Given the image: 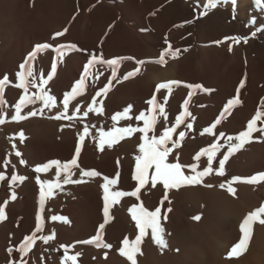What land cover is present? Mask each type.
<instances>
[{"label":"rangeland","instance_id":"rangeland-1","mask_svg":"<svg viewBox=\"0 0 264 264\" xmlns=\"http://www.w3.org/2000/svg\"><path fill=\"white\" fill-rule=\"evenodd\" d=\"M36 1H45V0H36ZM148 1L150 0H138L136 4H133L130 7L127 6L126 0H113V4L118 7H121L124 4L126 5V8L129 9V15L127 16H129L128 18L131 19V21H133L132 22L133 24L131 25L134 30L133 32L137 34L136 35L137 37L140 36V38L144 39V42L147 45H151L150 43H153V40L155 39H162L163 42L161 46L164 45L163 50L168 48L169 43L172 46L171 47L172 51H175L176 49L180 50L175 57L171 55V52H172L171 50H169L168 55H171L176 60H180L185 57V59H187L188 61L189 65L187 66L186 70H183V71H180V69L178 70V73H181V76H183V77H180L181 79L179 78L180 79L179 81L182 82V85L179 84V86H181V89H183V92H181L179 95L181 99L178 102H176L177 103L176 104L175 102L173 103L172 96L168 98V103L165 105L166 115H167V111H169L171 107L173 108L174 115H176L179 112L177 108H179V106L183 104V101L185 99H189L190 102H189L188 107L190 109L188 108V110L189 111L192 110L193 113H191V117H185L186 118L185 122L190 123L192 121V117H194L196 113H198V117H197L198 119L196 121L198 122L200 118L202 117V115L204 114L203 108L211 104V107L214 113H213V116L209 118V121L207 119L205 120L203 129L205 127H210L211 124L214 123L212 120H214V118L216 117L219 118L220 112H222V106L225 105L229 99L236 97V89L239 86L241 79L246 78L247 80L245 82V87L241 89L240 91L242 103L234 107L239 110L235 111L236 109H234L233 111L234 114L229 113L227 114V116H224L222 121H224L225 123L220 127V129H214V131L216 132L213 131V133H210V134L203 133V129H202V133L205 134L204 135L205 138L206 136L208 137L207 141H209V142L206 141V147H208V145H210L211 143H217V142L221 143L223 148H221L217 152V156H218V159L222 158L221 153H226L227 148H228V144L225 142L227 140V137L233 136L234 138V136L239 133L238 131H242V129L245 130L247 126V122L255 115V112L257 111L256 109L259 108L260 111L264 112V104L261 103L262 99H264V67L260 69H258L257 67L258 66L257 63L260 62L262 55H264V30L257 32L255 37L251 36V33L253 31H256L257 28L264 29V12H261V8L260 6L256 5L255 0H237V3L235 5V12L233 11L234 6L231 3V0H227V2H224V0H220V2H218L217 4V7L215 8L207 7L208 0H151L154 2V6L151 8H148L145 6V4ZM64 2L70 4L71 6L70 13L72 12V14H74L76 12L75 6L77 5V0H64ZM3 5L0 8V17L2 16V14L4 15L5 10L3 9L7 7V4L4 6V8H3ZM103 5H104V0H96L95 7L97 9H101ZM90 9L91 8H84L83 11L86 14L88 13V11H90ZM31 13L34 14L35 16L38 15L36 12V8L34 6H30L29 14ZM201 13H206V15H201ZM161 14L168 17L166 26L164 27L158 26L156 22V19ZM121 18L122 19L125 18L124 15H122V13L119 14V18L111 17L110 18L111 20L114 19L113 22L109 19L107 22L99 24L98 34H99L100 40H102L109 34V29L112 26L115 27L117 25L115 23H117ZM189 20H191L192 23H185V21H189ZM253 20L255 21V23H253ZM18 21H20V19H18ZM225 37H248V41L247 43H245L243 42V40H241L239 43H236L233 40H224ZM217 40L222 41V43L221 44L214 43ZM230 46L232 49L231 51H229ZM117 49H119V51L134 50V46H131V43H127V44L125 43L123 45L122 44L118 45ZM185 49L187 50L185 51ZM159 52H161V50H159ZM27 55L20 58L21 60L19 59V61L16 62L17 63L16 67L26 60L25 57L27 58ZM116 55L117 54L110 55L107 58L112 59V57L114 58L117 57ZM201 63H202V66H201ZM98 68H99V72L96 74L97 76H94L91 80L92 82L90 83L92 86L91 88L99 91L100 88L108 84L109 81H111L112 86L110 85L109 91L107 92L106 95H102L100 96V98L96 97L95 104H93V102L91 103L93 108L102 107L103 108L102 112L98 113V112L92 111L83 120L75 121L79 123L80 129L82 131L85 126L89 127V129L94 128L99 133L101 129H103L104 131H108L112 129L113 127L127 126L128 121L123 120V119L118 120V121H113L111 117L115 115L117 112H122L125 107H127L128 105H132V104L134 106V111L133 113H129L130 116L138 115L140 111H144L146 114L148 113L147 115L151 114L150 110L152 108V105L148 104V100L150 99L149 97L147 96L144 97L143 94H139V96L136 95L137 97L136 96H133L130 98L128 97L129 99L120 98V95H119L120 91L118 89L119 82H117V80L119 81L123 80L121 68L118 71V76L116 79H113V78L109 79V77H107L106 81L102 79L101 74H103L104 71L107 72L108 74L112 70L109 69L107 64L104 65V63L102 62H100V64L98 65ZM12 69H14L12 70V72L10 70H7V71L3 70L0 75L3 77V75L5 74L8 75L9 73L8 76L10 77L9 81H11V83L8 86H10L11 84H16V80L12 75L13 72L16 70V68H12ZM4 72H7V73H4ZM40 73H42V75ZM35 77H36V84L40 86V93H42V91L43 92L48 91L47 94H50L53 97H55L56 95H59L60 93L62 95L63 92H59L60 90L58 91L56 87H52L54 86L52 84L53 83L52 80L55 79L54 76L51 79V81L48 80V83L49 82L50 83L49 84L47 83L46 85L41 83L42 80L47 79V76L43 74L42 71H40L39 74L35 75ZM100 77H101V80H100ZM13 79L15 82L12 81ZM197 82L202 84L205 88L213 89L214 91H211L210 92L211 94L210 93L207 94V93L202 92L201 90H198V89L192 90L186 87V84L188 83L198 84ZM134 84L135 82L133 83V85ZM133 85L132 87H130L131 89L134 87ZM189 92H194V95H192L190 98L188 96ZM215 92H217V95ZM153 93H155L154 90H153ZM201 97L202 98L205 97V98L202 99ZM19 98H17V102H19ZM159 98H161L160 101L163 103L164 96L160 95ZM85 100H86V96L84 97V95H82L78 99H74L73 101L71 100L69 102V111H68L69 114L67 113V115L72 117V114L76 111L78 106L81 105ZM78 101H79V104H78ZM101 101H102V104L100 103ZM207 102L210 104H207ZM39 105H27V107L23 108L24 110L22 109V114L26 115L28 111L38 109L37 110L38 114L35 116L28 117V119H33L34 117H37L38 115L41 114V112L39 111L40 109H43V111L46 109L44 108L42 103L40 106ZM202 106L204 107L202 108ZM106 108L109 109V118L107 119V121L105 120L106 117L104 116V113H103L104 109ZM1 111H0V114L3 113L2 115L6 116L5 123L10 122L11 121L10 117L14 114V105L12 106L9 105L7 107V110H1ZM164 119L162 123L161 118L157 116L158 132L162 131L163 129ZM20 122L21 121H18L17 123L14 121L10 122L11 124L13 123V125H16L15 128L16 127L17 128L15 129L14 126H12L11 129H9L10 131L7 130L6 137H10L11 131L13 132L14 129H15L14 132L15 131L17 132V130L19 132L18 123ZM131 123L133 127H136V126L143 127L142 121L133 119ZM185 124L184 125L182 124V126L179 127V131L181 130L185 131V133L187 134ZM235 125H237L238 127L237 126L235 127ZM257 125L264 126V117H261V120H258ZM223 130L224 131L226 130V131L224 132ZM222 131L225 134L223 137L219 135V133ZM25 132H26L25 134L27 135L30 134L28 129H25ZM211 134H212V137H211ZM213 136H215V139H213ZM253 136L258 137V139H253L251 142L246 143V145H244V147L246 148L243 147L241 148L242 150L241 149H239L240 151L237 150L236 152L237 154L234 152L235 154H232V155L235 157L231 155L230 159L225 164V175L220 176V175H216L215 173H213L212 175L207 176L208 178L204 177L203 183L198 184V185L183 186V189H185V191L184 190L182 192L180 191L179 194L177 193L176 195L173 196L174 199L178 200L176 202L175 200L172 202L173 206H171V208L172 210L174 209L173 210L174 212L171 211L172 213L168 215L169 216L168 222L163 219L161 220V223L163 227L165 228L166 235L164 236V238L167 240L169 246L161 250L160 247L156 245L153 242V240L150 238L151 230L149 229L148 235H146L143 238V242L141 244V250L143 254L142 255L137 254V257H136L137 259H139L138 261L140 264L141 263L142 264H192V263H195V264H223V263L224 264H230V263L231 264H249L250 263L251 264L253 256L255 257L256 253H258L257 251H259L263 247V243H261L260 242L261 240L257 238L258 237L257 236L258 235L257 224H259V220H256L253 222V228H251V238L252 239L250 238V241L247 245L246 250L243 251L241 254L242 256L239 255L237 258L236 257L226 258L225 253H227L229 249H231L230 247H232V244L234 245L236 241H238V239L241 237V233L239 231V225H240V222H242V220L240 221L239 219H237L233 213L229 212L231 210V209L229 210V208L234 207V208L240 209L243 207L246 210V213H249V210L251 212L255 210L256 208L260 207L262 204H264V196H263L264 195V192H263L264 191V184H263L264 181L263 183L258 182L257 186H256V183H253L255 185H252V183H247V182H241V181L235 182L233 184V187L237 188L235 196H233L227 191L226 182L231 181L232 177L234 176L251 177V176H257V174L264 172V162H263L264 161V135H261L259 132H256V133H253ZM134 137L135 135H133L132 137L125 136L122 139H118V141L116 143H113L111 146H109L106 142L104 150L98 151L96 158H97V161L99 162V166H101L100 167L101 169L100 168H99L100 170L98 169L99 172L101 173V175L98 176L100 194H103V189H102V184L104 183V180L102 179L103 175L108 176L109 178L110 177L115 178V176L112 175L110 168L108 167L109 166L108 163L106 162L107 160H109L108 159L110 158L109 156L113 154H116L118 156L121 155L123 162H126L129 165H131L132 169L135 171V160L133 159V157L130 156V153L124 151L125 150L124 147L129 144L134 148L138 147V144L140 142L134 141ZM108 139H109L108 137H105L106 141ZM222 142L225 143L224 146L226 147L223 146ZM86 149L88 150L87 145L84 146V150ZM21 153H22V156L20 159H24V161H26V163L24 164H26L25 165L26 167L28 166L27 170L28 171L30 170L29 172L31 173L29 174L31 177L30 176L28 177L34 178V179L36 178L35 180L37 181V177L41 178V175L43 172L38 173L35 171L36 166H39V165L38 164L36 165V161L32 157V154H30L31 152L22 151ZM196 153L197 152H194L191 156L195 158ZM255 154H258V155L256 156ZM252 156H253V159H252ZM40 161L42 162V163L40 162L41 163L40 165H44L47 162L51 161V158L49 157L48 159L47 157L46 160H40ZM202 162L200 163L203 165ZM183 163H192V161L183 160ZM213 163L214 165L218 167L216 160ZM250 164H253L255 167L259 166L260 170H259V167L258 168L256 167L254 171H251L249 173H246V172L243 173L244 171L243 169L246 170L250 166ZM203 166H206V165H203ZM126 179H127V172L121 171L120 177L118 180L119 186L118 185L114 186L115 189L116 190L122 189L121 191L126 190V192L133 191L135 189L137 182L133 181L132 185L130 186V189H126L124 188L126 185ZM221 183H225L224 189H221L219 187ZM208 184L213 185V187H207L206 185ZM242 184L244 185L243 186L244 188L242 187ZM188 186H190L191 188ZM158 187L159 185H157L156 188H151L150 183L146 184L145 187L141 189V192L139 194V199L135 197H122L121 198L122 200L119 199L118 203L111 204L113 214L110 216V223L105 228L104 239L106 242L111 243L113 247L108 250L106 248H99V255H100L99 260L102 261V264H105V263L123 264L124 262L127 261L126 257L124 258V256H122L118 251V249L122 246L121 242L127 234H128L127 236L130 241H132L135 238L134 236H136V233L139 234V232L137 231L138 228L136 230V227L134 226L135 221L131 219V213L129 212V208L133 204L138 203L137 205L142 204L144 207L148 208L149 211L154 210L155 207L159 205V201L157 200V198L155 199V195L157 194L156 189ZM187 187H188V190L186 191ZM251 187L255 188L256 191H261L262 192L261 197L263 198L261 197L257 198V203L255 205L256 208H254L255 206H253L252 208L246 209L245 206L243 205L244 204L243 199L241 198L242 194L240 192L241 191L243 192V189L251 190L252 189ZM189 188L191 189V191L189 190ZM97 207H98L97 208V211H98L97 228H98L99 223H101L99 221L102 218L103 206L98 203ZM197 214H201V219L199 221H196V220L193 221L192 217ZM231 215L234 217H232ZM261 218H264V217H261ZM164 223H166L167 226L168 225L169 226L166 228V224L164 226ZM65 225L68 226V227L65 226V228L67 229L70 228V229L67 230L68 232H66V234H64L65 236L61 235V237L63 238H61L58 235V233H56V231H52L53 233L49 236H53L54 234V238L49 239L48 242H45L43 240L42 244H46V245L47 244H58V245H65V246L74 245V247H70L68 248V250L70 249L74 251V248H75L76 252H82L81 244L76 243L77 241H83V239L80 238L81 235L79 234L76 235V233L72 231V228L69 227L70 226L69 224L66 223ZM169 227L171 228L169 229ZM70 230L71 232H69ZM77 237L79 239H77ZM8 244H10V242ZM5 248L6 247H4L3 250H5ZM250 248H251V251H250ZM177 249H179V251H177ZM100 250H103V251H100ZM48 251L50 252V249H48ZM49 252H46V253H49ZM105 253H107L106 256H105ZM206 253L208 254L207 256L205 255ZM45 256L46 255L44 254L43 255L44 260L47 259V256L46 258ZM245 256L246 258H244ZM247 257L249 258L251 257V258L249 259ZM117 258H118V261H117ZM123 259H125L126 261ZM107 260L108 261L110 260L111 262L109 261L108 263ZM246 260L247 261L250 260V261L247 262ZM126 263L130 264V261H127Z\"/></svg>","mask_w":264,"mask_h":264},{"label":"bare ground","instance_id":"bare-ground-1","mask_svg":"<svg viewBox=\"0 0 264 264\" xmlns=\"http://www.w3.org/2000/svg\"><path fill=\"white\" fill-rule=\"evenodd\" d=\"M35 1L36 0H1L0 1V8L2 7L3 4H4L3 8L7 4V7L3 9L5 10L4 15L2 14V16L0 17V36H1L0 38V75L3 70L5 71L10 70L12 72V70H14L12 68H16V70L12 74L16 80V84H11L8 87L6 86L5 92H4V97L6 95L5 97L6 104L4 105L2 110H7V107L9 105L11 106L15 105L17 102V98L24 95L23 89H19L16 87V85L19 83V80L16 77V73L20 70L19 66L16 67V64H17L16 62L19 61L20 58L29 54L34 49L35 45L37 44L51 43L53 44L54 47L52 49H46L43 52L38 53L36 59L34 61H30V63L33 65V71L35 75L39 74L40 71H42L43 74L46 75V73L50 69V64L55 61L58 67H57L56 73L53 74L55 79L52 80L53 81L52 84L54 85L52 87H56L58 91L60 90L59 92H63V93L62 95L61 93L60 94L58 93L59 95H56L54 97L55 100L51 108H46L40 115H38L37 117H34L33 119L27 118L26 120H22L20 123H18L19 131L23 130L24 133H26L25 129H28L30 133L29 135L25 134V138L23 140H21L18 135H14V134H17L18 130L17 132L16 131L14 132V130L17 127L15 128L16 125H13V123L11 124L10 120H9L10 122H7L5 124H0V172H4L6 175V180L0 181V205H2L5 200H8V204L5 206L6 218L0 221V264H9L10 261L16 262V264H19L21 259L26 261L27 264H71L70 261L63 260V257L65 255V248H62L61 245H58V244H47V245L42 244L43 243L42 241H43V237L51 235L53 233L52 231H56V233H58L60 237L61 235L66 234V232H68L67 230L70 229V228L69 229L65 228V226H67L65 225L66 223L70 225L69 227L72 228V231L76 233V235L78 234L81 235L80 238L83 239V241L88 240L93 235H95V232L97 229V224H98L97 205L99 203L100 205L103 206V203H104L103 194L99 193L100 186L98 183V176L81 177L80 172L88 171V170H96L99 172V170L101 169L100 168L101 166H99V162L97 161V158H96V155L99 151V145H98L99 144V132H97L94 128L89 129V134L86 135L85 140L81 143V141L79 140V136L83 134V131L80 129L79 123L75 121L83 120L84 118H86L83 115V112L88 110L89 105H91L92 103V97L95 96V93L97 92V90L91 88L92 86L90 83H92L91 82L92 78L94 76H97L96 74L99 72L98 65L100 64V62H97L95 67L90 68L88 77L85 81L84 89H81L79 94L72 99L73 101L74 99L80 98L82 95H84V97L86 96V100L81 105L78 106L79 111L76 110L72 114L71 120L66 119V118H62V119L55 118L60 112H63V96L67 94L68 92H70L71 88L75 86V82L81 76L84 75L83 65L87 63L88 59H91L90 53L96 54L97 56L102 54L104 60H109V58L107 57L110 55H115V54H117L116 56L134 58V59H125L116 66L117 68L116 78L118 76V71L120 70V68L122 69L121 72H122L123 77L127 75V73L129 72H133V70L136 68L140 69L138 73H135L133 76H131L127 80L123 79L122 81L120 80L121 82L119 81L118 89L120 91L119 95L121 99H126L128 97L130 98L136 95L139 96V94H143L144 97L147 96L151 98V96L155 94L157 95L158 102L160 103H162L160 101L161 98H159L160 95L164 97L168 96V98L172 96L173 103L178 102L181 99L179 95L181 92H183V89H181V86L172 85L170 91L165 89V90H160L159 92H157L156 85H158L161 82H167V81H172V80L179 81L181 79L180 77H183V76H181V73H178V70L179 69L180 71L186 70L189 64H188L187 59H185V57L183 59L176 60L171 55H168L169 53H167L164 57L166 63L160 64V63L155 62L160 57V54L163 51L164 45L161 46L163 40L155 39L153 40V43H150L151 45H147L144 42V39L140 38V36L137 37L136 36L137 34L133 32L134 30L131 26L133 24L132 23L133 21H131V19L128 18L129 16H127L129 15V9L126 8L125 4L122 5L121 7H118L113 4V0H104L103 7L101 9H97L95 7L96 0H77V5L75 6L76 12L72 14V12L70 13V8H71L70 4L65 3L64 0H45V1H36V2ZM126 1H127L128 7L138 2V0H126ZM150 1H148L145 4V6L148 8H151L154 6V2L153 1L150 2ZM30 6H34L36 8V12L38 14L37 16H35L32 13L29 14ZM84 8H91V9L90 11L87 10L88 13L85 14L83 11ZM121 13L122 15H124L125 18L124 19L121 18L117 23H115L117 25L116 26L114 25L115 27L112 26L109 29V34L105 38L100 40L99 34H98L99 24L107 22L111 17L119 18V14ZM167 18L168 17L161 14L156 19L158 26H161V27L166 26ZM18 19H20V21H18ZM113 20L111 21L113 22ZM65 28H67L68 31L62 37H57L55 40L52 39V36L55 32L62 31ZM125 43L126 44L131 43V46H134V50L119 51L120 48L117 49L118 45H121V44L123 45ZM60 44H65V45L75 44L77 46V49H84L85 51L65 49V52H66L65 56L63 58H60V57H57L55 54V46L60 45ZM159 50H161V52H159ZM27 58H28V55H27ZM27 58L25 57V59ZM140 61H144V63L140 64L139 63ZM257 64H258L257 66L258 69L264 67V55H262L260 62ZM201 66H202V63H201ZM4 73H7V72H4ZM40 74L42 75V73ZM101 75H102V79H104L105 81L107 77H109V79L113 78L112 71L108 74L107 72L104 71L103 74ZM100 80H101V77H100ZM12 81L15 82L14 79ZM134 82L135 84L133 85ZM188 84H191V83H188ZM132 85L134 87L131 89L130 87H132ZM153 90L155 91V93H153ZM32 93L39 94L40 86L35 84L30 89L29 94L31 95ZM204 93L209 94L210 92H204ZM215 93L217 95V92ZM239 99L241 100V95H239ZM39 104L41 105V102L37 101L36 104H31V105H39ZM78 104H79V101H78ZM207 104H210V103L207 102ZM236 106L237 105H235L234 107ZM203 107L204 106H202V108ZM234 107L229 112L230 114H234L233 111L234 109H236ZM223 109H224V105L222 106V111ZM177 110H179V112L176 115H174L172 107L169 109V111H167L166 119H164L163 128L171 127L174 125V122H175L174 116H178L180 115L181 112L184 111L183 104H181L179 108H177ZM237 110L239 109H236L235 111ZM190 112L193 113L192 110ZM203 112L204 114L202 115V117L200 118L198 122H196L198 119L197 118L198 113L195 114L197 116L194 115V117H192V121L190 123L193 125V127L191 129L186 128L187 134L185 135V138L183 140H180V137L178 136L179 128L177 129V133L173 134V138L179 143V146H180V156H181L182 163H183V160L195 162V159L191 155L194 152H197L196 153L197 155L202 148H207L206 141L208 137L206 136L205 138L204 136L205 134H203L204 132L202 133V129H203L205 120L207 119L209 121V118L213 116L214 112L212 110L211 104L203 108ZM103 113H104V116L106 117L105 120L107 121V119L109 118V109L107 108L104 109ZM229 113H226L225 116H227V114ZM216 119L217 117L214 118V120L212 121L215 122ZM222 120H221V124L217 125L216 129H220V127L225 123ZM162 123H163V120H162ZM237 125H235V127ZM12 126H14L15 129L13 130L12 128L13 132L11 131L10 137H6L7 130L11 129ZM134 135H135L134 141L141 142L138 139L139 135L138 134H134ZM237 135L238 134H236L234 138ZM211 137H212V134H211ZM233 141H235V139ZM235 142L238 143V141H235ZM78 143H81V147H82L81 154L78 158V163L80 167L79 169H74V175L71 177V179L73 180L81 179L82 182L79 184H73V183L63 184L62 179H60L59 183L61 186L58 188L53 187L51 192L47 191V185H45V191H46L45 204H44V208L41 209L40 204H39V193L41 190V185L35 180L36 178L34 179V178L28 177L30 176L29 174H31L29 172L30 170L29 171L27 170L28 166L26 167L25 166L26 164L24 163L22 164L19 162L21 160L20 159L21 157H17L15 155V151L18 149L20 152L22 151L31 152L30 154H32V157L36 161V165L38 164L39 166H43V165H40L42 163L40 160H46L47 157L48 159L50 157L51 160L52 158L53 160L54 159L59 160L62 163L70 160L74 155L75 146ZM13 144L16 145L15 149L12 147ZM224 144L225 143H223V146ZM85 145H87L88 150L87 149L84 150ZM124 148H125L124 151L130 153V156L133 157V159L135 160V155L139 154L138 147L134 148L129 144V145H126ZM255 155L257 156L258 154H255ZM109 157H110L108 158L109 160H107L106 162L109 165L108 167L110 168L112 175L115 176L117 172L120 173L121 171H126L127 179H126V185L124 188L130 189V186L133 183L131 176L134 172V170L132 169V166L126 162H123L121 155L118 156L116 154H113ZM5 159L10 161L7 167H5L4 165ZM217 159H218V156H217ZM252 159H253V156H252ZM205 160H206V157L201 158V162ZM117 161H119V164L117 163ZM256 167L253 164H250V166L246 170L243 169L244 170L243 173L245 172L249 173L251 171H254ZM259 170H260V167H259ZM13 173L17 175H23L27 177V179L23 182L17 181L13 187H9L12 183L10 180V176ZM61 175L63 176V173ZM40 179L41 181L51 180L53 184H55L57 182V177L55 176V166H53L49 170V172H43ZM261 182L263 183V181ZM252 185H255V184L252 183ZM243 186L244 185L242 184V187ZM256 186H257V183H256ZM188 187L186 191L188 190ZM190 188L189 190L191 191ZM156 190H157V194L155 195V199L157 198V200L159 201L158 206L161 207L162 215L164 214V212L166 211L168 207L173 206L172 202L174 200L175 202L178 201L174 199L173 196L176 195L177 193L179 194L180 191L181 192L183 190L185 191V189H183V186L176 190H170L169 198L171 200V204L169 205L167 201H165L164 204L161 205L160 201L163 195L161 186L159 185V187ZM11 191H15L17 194V198L14 201L10 199ZM240 193L242 194L241 198L243 199V203H244L243 205L245 206L246 209L252 208L253 206H255L257 203V198L261 197L262 195V192L256 191L255 188H252L251 190L243 189V192L241 191ZM254 208H256V206ZM229 210H230L229 212L233 213L235 217L239 219L240 221L247 214L246 210L243 207L240 209L231 207L229 208ZM38 213L41 216V219L39 221V223L41 224V229L39 231L36 230V225H37L36 216ZM109 213H110V216L113 214L111 204L109 207ZM171 213L172 212L168 213L167 215ZM53 215L66 217L67 220L70 222H64L61 220L53 221L51 220V217ZM102 220H103V211H102V218L99 222H102ZM166 221L168 222V219ZM166 223H164V226ZM134 226H135V222H134ZM168 226L166 224V228ZM170 228L171 227H169V229ZM252 228H253V224H252ZM257 230H258V235L256 234L258 236L257 238L261 240L260 242L263 243V247L259 251H257L258 253H256L255 257L253 256V259H252L253 263L251 262V264H264V225H261L260 223L257 224ZM137 231L139 232V229ZM69 232H71V230ZM33 234H35L36 239L33 241L32 246L30 247L28 253L24 256H21L18 252L19 245L24 243L25 236H29ZM78 237L77 239H79ZM9 242L10 244H8ZM4 247H6L5 250H3ZM81 247H82V252L80 253H82V255L78 257L77 264H102V261L99 260V256H100L99 248L95 247V245L93 244H81ZM10 248L13 249L11 253L8 251ZM48 249H50V252L48 251ZM100 251H103V250H100ZM250 251H251V248H250ZM46 252H49V253H46ZM75 253H76L75 248H74V251L70 249L68 250L69 255H74ZM44 254L47 256V259L45 260L43 258ZM205 255L207 256L208 254L206 253ZM244 258H246V256ZM138 260L139 259H137V263L140 264ZM109 261L107 260L108 263ZM117 261H118V258H117ZM126 262H124L123 264H127ZM192 264H195V263H192Z\"/></svg>","mask_w":264,"mask_h":264},{"label":"snow or ice","instance_id":"snow-or-ice-1","mask_svg":"<svg viewBox=\"0 0 264 264\" xmlns=\"http://www.w3.org/2000/svg\"><path fill=\"white\" fill-rule=\"evenodd\" d=\"M218 2L220 0H208L207 7L215 8L217 7ZM227 2V0H224ZM233 4V11L235 12V5L237 0H231ZM257 6H260L261 12H264V0H255ZM201 15H206V13H201ZM235 18V17H233ZM185 23H192L191 20L185 21ZM253 23L255 21L253 20ZM111 27V26H110ZM264 29L257 28L256 31L251 33L252 37H255L257 32L262 31ZM68 31L67 28L62 31L55 32L52 36V39L55 40L57 37H62ZM224 40H233L236 43H239L241 40L247 43L248 37H225ZM214 43L221 44L222 41L217 40ZM54 46L51 43H43L35 45L34 49L28 54V58L19 65V71L16 73V77L19 80V83L16 85L17 88L23 89L24 95L20 96L19 102L14 105V114L10 117L11 121L18 122L27 119L28 117L35 116L38 114L37 110H30L26 113V115L22 114V109L27 105L36 104L37 101H40L44 108H51L53 106L55 98L47 94V91L42 93H32L29 94L30 89L36 84V77L33 71V65L30 61H34L37 57L38 53L43 52L46 49H52ZM171 44H168V48L164 49L160 57L155 61L160 64L166 63L164 57L171 50ZM65 49L67 50H77V51H85L84 49H77L75 44L65 45L60 44L55 46V54L57 57L63 58L66 54ZM187 49H185L186 51ZM231 46L229 47V51H231ZM179 49L171 52V55L175 57L179 52ZM91 59L87 60V63L83 65L84 75L81 76L76 82L75 86L71 88V91L63 96V112H60L55 118L62 119L66 118L71 120L72 117L67 115L69 111V102L74 97H76L81 89L85 87V81L88 77L90 68L95 67L97 62H102L107 64L108 67L112 70V77L116 79L117 68L116 66L125 59H134L133 57H121L117 56L115 58L104 60L102 54L97 56L96 54H91ZM140 64H143L144 61H140ZM57 63L54 61L50 64V69L46 73L47 79L42 80L41 83L47 84L48 80L53 78V74L57 71ZM140 71L139 68L133 70V72L127 73L123 77V79L127 80L135 73ZM119 82V80H117ZM245 79H241L239 86L236 89V98L229 99L227 103L224 105L223 111L220 113V118H217L214 123L211 124L210 127H205L203 129L204 133H213L214 129H216L217 125L221 124L222 118L226 113H229L231 109L235 105H239L242 101L239 99L240 91L245 87ZM11 82L9 81V76L5 74L2 78H0V110L3 109L6 104V100L4 97V92L6 86H8ZM181 81L172 80L167 82H161L156 85V91L160 90H171L172 85H179ZM111 85V81L108 82L104 87L100 88L99 91L95 93V96L92 97L93 104L96 103V97H100L102 95H106L109 91V87ZM189 89H198L204 92L214 91L213 89L205 88L202 84H188L186 85ZM194 95V92H189V98ZM164 102H158L157 95H152L148 100V104L152 105L151 114L146 115L144 111H140L138 115L130 116L129 113H133L134 106L128 105L123 109L122 112H117L115 115L111 117L113 121L118 120H126L128 121L127 126L125 127H113L108 131L100 130L99 133V150L103 151L105 147V143L111 146L113 143H116L118 139H122L125 136L132 137L134 134H140L138 139L141 141L138 144L139 154L135 155V171L133 172L131 179L136 181L137 184L133 191H121L116 190L114 186L118 185V180L120 177V173L117 172L115 174V178H109L108 176H104V183L102 184L103 189V220L99 223L98 228L96 229L95 235H93L90 239L85 241H77V244H93L97 248H106L111 249L113 245L108 243L104 239L105 228L106 225L110 223V213L109 207L110 204H115L119 202V199L122 197H135L139 199V194L141 189L145 187L146 184L150 183L151 188H156L157 185L161 186L162 189V199L160 201L161 205L164 204L165 201L170 205L171 200L169 198V191L179 189L182 186L187 185H198L203 183V178L212 175L215 173L216 175L223 176L225 175V164L230 159L231 155L237 150L244 147L246 143L251 142L253 139H258V137H254L253 133L259 132L261 135H264V126H258V120H261V117H264V112L257 109L255 115L247 122L246 130L240 131L238 135L233 138L232 136L227 137L225 141L228 144V148L226 153H221L222 158L217 160V152L221 149V143H211L207 148H202L199 153L195 156V162L192 163H182L180 156V146L179 143L173 138V134L177 133V129L180 125L185 124V117H191V112L188 110V105L190 100L185 99L183 101L184 111L180 113V115L175 117L174 125L171 127H164L162 131L158 132V121L157 116L163 120L166 118L165 105L168 101V96H165ZM102 104V101L100 102ZM264 104V99L261 101ZM79 111V109H76ZM41 113L43 109L39 110ZM102 112V107L93 108L92 105H89L88 110L83 112V115L87 117L90 112ZM139 120L143 122V127H133L131 121ZM6 122V116L0 114V124H4ZM187 129H191L193 125L191 123L185 124ZM89 134V127L85 126L83 128V134L79 136V140L81 143L85 140L86 135ZM21 140L25 138V133L23 130H20L17 134ZM185 131H179L178 136L180 140L185 138ZM219 135L223 137L225 134L220 132ZM105 137L109 139L106 141ZM215 139V136H213ZM238 141V143L233 142V140ZM81 143H78L75 146V151L73 157L66 161L61 162L59 160H51L47 164L43 166H37L35 168L36 172H49V170L55 166V176L57 177V182L53 184L51 180L41 181L39 177H37V182L41 185V190L39 193V204L40 208H44L45 204V185H47V191L51 192L53 187H60L59 180L62 179L63 184H79L82 182L81 179L73 180L71 177L74 175V169H79L78 158L81 154L82 147ZM12 147L15 149L16 145L13 144ZM15 155L17 157H21L22 153L17 149L15 151ZM206 157V160L203 162L202 166L201 158ZM216 160L218 167L214 165L213 161ZM10 163L9 160H4L5 167ZM20 163H26L23 159L20 160ZM119 164V161H117ZM63 173V176L61 175ZM101 173L96 170H88L80 172V176H90L96 177L100 176ZM27 179V177L23 175H17L15 173L11 174L10 180L11 185L9 187H13L17 181L23 182ZM6 175L4 172H0V181H5ZM247 182V183H258L264 181V173H259L257 176L251 177H240L234 176L231 181H227V191L233 196L236 195V188L233 187L235 182ZM207 187H213V185L208 184ZM221 189L225 188V183H221L219 185ZM17 194L15 191H11L10 199L12 201L16 200ZM8 204V200H5L2 205H0V221L6 218L5 215V206ZM172 211L171 207H168L164 212L163 216L161 215V207L157 206L154 210L149 211L148 208L144 207L142 204L137 205L133 204L129 208V212L131 213V219L135 221L136 228L139 229V234L135 236V238L130 241L128 236L126 235L121 244L122 246L118 249L119 253L126 257L130 264H137V254H143L141 250V244L143 242V238L148 235V230H151L150 238L153 242L160 247L161 250L167 248L168 242L164 238L165 236V228L163 227L161 220L168 219V213ZM264 204L255 210L247 213L242 222L239 225V231L241 233V237L239 240L231 247V249L227 252L226 258H234L238 257L242 254L243 251L246 250L247 245L251 238V228L254 221L259 220L261 225H264ZM41 219L40 214L38 213L36 216L37 225L36 230L39 231L41 229V224L39 223ZM193 220L199 221L201 219V214H197L192 217ZM51 220H61L64 222H70L66 217L63 216H55L51 217ZM53 236H44L43 240L47 242L49 239H53ZM36 239L35 234L25 236L24 243L19 245L18 252L21 256H24L28 253L30 247L32 246L33 241ZM62 248H65V255L63 260L70 261L71 264H77V259L82 255L80 252H76L74 255L68 254V248L74 247V245H61ZM10 253L13 249L8 250ZM179 251V249H177ZM107 253H105V256ZM9 264H16V262L10 261ZM19 264H27L26 261L21 259Z\"/></svg>","mask_w":264,"mask_h":264}]
</instances>
